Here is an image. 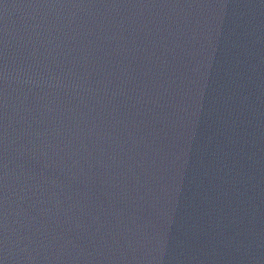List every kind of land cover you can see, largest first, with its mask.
I'll return each mask as SVG.
<instances>
[{
	"label": "water",
	"instance_id": "95a60500",
	"mask_svg": "<svg viewBox=\"0 0 264 264\" xmlns=\"http://www.w3.org/2000/svg\"><path fill=\"white\" fill-rule=\"evenodd\" d=\"M0 264H264V0H0Z\"/></svg>",
	"mask_w": 264,
	"mask_h": 264
}]
</instances>
